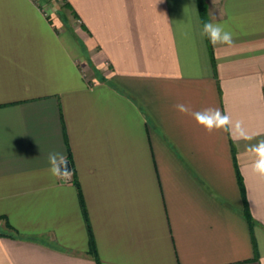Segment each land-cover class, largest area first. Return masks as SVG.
Masks as SVG:
<instances>
[{"label":"crops","instance_id":"1","mask_svg":"<svg viewBox=\"0 0 264 264\" xmlns=\"http://www.w3.org/2000/svg\"><path fill=\"white\" fill-rule=\"evenodd\" d=\"M204 4L0 0V264H264V0Z\"/></svg>","mask_w":264,"mask_h":264},{"label":"clouds","instance_id":"2","mask_svg":"<svg viewBox=\"0 0 264 264\" xmlns=\"http://www.w3.org/2000/svg\"><path fill=\"white\" fill-rule=\"evenodd\" d=\"M202 37L206 36L213 46L217 44H228L233 42L232 33L227 31L225 26L221 24H213L205 22L201 32ZM181 112L187 111L183 105L178 106ZM195 119L206 131L212 132L215 129H223L224 131L231 130V118L222 113L220 109H206L203 112L195 113ZM243 136V132H241ZM253 152L257 156L254 163V171L261 177H264V140L253 146ZM49 164L53 174L59 171L67 172V160L62 153H50L48 156Z\"/></svg>","mask_w":264,"mask_h":264},{"label":"rangeland","instance_id":"3","mask_svg":"<svg viewBox=\"0 0 264 264\" xmlns=\"http://www.w3.org/2000/svg\"><path fill=\"white\" fill-rule=\"evenodd\" d=\"M49 3V1L48 2H46L44 5H43V10H44V12H46V13H55L56 15H57V17L58 18H60V20H61V22H63L64 21V19L63 18H65L64 17V15H63V12H61V10L62 11H66L65 9H59V7H61V6H58V8H54V7H52L50 4H48Z\"/></svg>","mask_w":264,"mask_h":264},{"label":"trees","instance_id":"4","mask_svg":"<svg viewBox=\"0 0 264 264\" xmlns=\"http://www.w3.org/2000/svg\"><path fill=\"white\" fill-rule=\"evenodd\" d=\"M199 5H200L199 6L200 7V14L202 16L203 22L205 23V22H207V20H206V8H205L204 0H199ZM206 39L209 43V40L207 37H206ZM208 45H209V47L211 46L210 43ZM8 227H10V225H8Z\"/></svg>","mask_w":264,"mask_h":264},{"label":"water","instance_id":"5","mask_svg":"<svg viewBox=\"0 0 264 264\" xmlns=\"http://www.w3.org/2000/svg\"><path fill=\"white\" fill-rule=\"evenodd\" d=\"M70 171V163H69V161L67 160V172H69ZM62 173H66V172H64V171H61Z\"/></svg>","mask_w":264,"mask_h":264}]
</instances>
